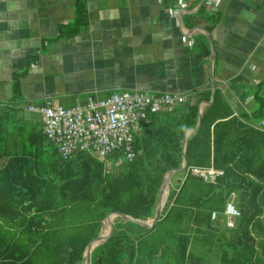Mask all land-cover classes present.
Instances as JSON below:
<instances>
[{
	"label": "trees",
	"instance_id": "1",
	"mask_svg": "<svg viewBox=\"0 0 264 264\" xmlns=\"http://www.w3.org/2000/svg\"><path fill=\"white\" fill-rule=\"evenodd\" d=\"M84 23L78 0L72 28L61 27L59 36ZM22 75H13L11 103L20 100ZM210 95L148 112L133 135V159L120 163L112 160L116 153L101 159L80 149L64 159L41 121L30 127L20 108L0 113V264H81L108 214L150 222L164 176L183 162L185 131L196 126L199 103ZM255 101L251 117L263 119L264 100ZM246 116L235 115L215 87L199 128L186 138L183 180L169 186L159 219L144 227L116 218L88 263L264 264V129ZM192 166L223 173L206 181L188 171ZM232 193L239 216L228 228L223 211Z\"/></svg>",
	"mask_w": 264,
	"mask_h": 264
},
{
	"label": "crops",
	"instance_id": "2",
	"mask_svg": "<svg viewBox=\"0 0 264 264\" xmlns=\"http://www.w3.org/2000/svg\"><path fill=\"white\" fill-rule=\"evenodd\" d=\"M77 1L0 0V113L20 108L33 127L41 119L28 106L48 99L67 108L143 91L194 102L216 87L235 115L255 121L250 111L264 92V0H81L85 23L59 36L72 28ZM19 73L21 97L11 103Z\"/></svg>",
	"mask_w": 264,
	"mask_h": 264
},
{
	"label": "built area",
	"instance_id": "3",
	"mask_svg": "<svg viewBox=\"0 0 264 264\" xmlns=\"http://www.w3.org/2000/svg\"><path fill=\"white\" fill-rule=\"evenodd\" d=\"M187 102V97L180 94L121 91L103 98H88L85 103L67 108L55 105L48 99L40 105L28 106V110L40 115L47 139L57 147L62 158L67 159L76 149H80L90 151L101 159L116 153L118 156L112 160L120 163L133 159V135L148 112ZM251 125L264 129V118L258 124L253 122ZM112 160L106 161L107 168L113 165ZM188 171L206 181L223 173L213 167L197 166L189 167ZM233 194L223 211L228 228L234 226L239 216ZM216 218L217 213L213 211L211 219Z\"/></svg>",
	"mask_w": 264,
	"mask_h": 264
},
{
	"label": "water",
	"instance_id": "4",
	"mask_svg": "<svg viewBox=\"0 0 264 264\" xmlns=\"http://www.w3.org/2000/svg\"><path fill=\"white\" fill-rule=\"evenodd\" d=\"M213 76H211V85H213ZM213 101V90L211 91V98L206 101V105H210ZM201 106V105H199ZM201 108H199V114H198V121H197V124L195 127L193 128H188L186 131H185V134H184V137H183V141H182V148H183V162L181 164L180 167L178 168H175V169H171L169 170L166 175L164 176V180L161 184V187H160V190H159V195H158V202H157V206H156V209H155V212H154V215H153V218L150 222H145L144 220H141V219H137V218H134L132 217L131 215H128L126 213H122V212H112L110 214H108L104 219H103V222H102V225L104 224V222L106 221L107 218H109L110 216H115V219L116 218H121V219H124L126 221H129V222H133V223H136L138 225H141V226H144V227H151L155 224V222L159 219L161 213H162V210H163V207H164V204L166 202V199H167V195H168V191H169V180H170V177L173 173L177 172V171H181L183 169H185L186 167V157H185V143H186V138L188 137L189 134H191L192 132L196 131L199 126H200V121H201ZM166 191V196H165V201L162 203V196L163 194L165 193ZM113 222L114 221H109L108 223V233L106 236H104L103 238L100 236V232L98 234V236L96 238H94L92 241H90L85 250H84V253H83V258H82V262L81 264H86L88 263V259H89V255L91 253V251L93 250V248L97 245H99L100 243L104 242L109 236L110 234L112 233V230H113ZM101 225V227H102ZM101 230V228H100ZM92 244H95L93 246V248L90 250V246Z\"/></svg>",
	"mask_w": 264,
	"mask_h": 264
},
{
	"label": "rangeland",
	"instance_id": "5",
	"mask_svg": "<svg viewBox=\"0 0 264 264\" xmlns=\"http://www.w3.org/2000/svg\"><path fill=\"white\" fill-rule=\"evenodd\" d=\"M258 96L259 97H261L263 100H264V92L261 90V91H258ZM256 107H258V101H255L254 102V107L253 108H256ZM261 121V119H256L254 122H256L257 124L259 123ZM179 177L181 176V174L182 173H176ZM176 175V176H177ZM176 176L175 175H173L171 178H170V180H169V186H171V187H174V182H175V179H176ZM177 184V183H176ZM114 220H115V217H114ZM113 220V221H114ZM145 222H147V221H145ZM148 223V222H147ZM87 264H89V263H87Z\"/></svg>",
	"mask_w": 264,
	"mask_h": 264
},
{
	"label": "bare ground",
	"instance_id": "6",
	"mask_svg": "<svg viewBox=\"0 0 264 264\" xmlns=\"http://www.w3.org/2000/svg\"><path fill=\"white\" fill-rule=\"evenodd\" d=\"M165 196H166V191L165 193L163 194L162 196V203L165 201ZM114 217L115 216H110L109 218L106 219V221L104 222V224L102 225L101 227V230H100V236L103 238L104 236H106V230H107V227H108V223L109 221H113L114 220ZM95 244H92L90 246V250L93 248ZM87 264V263H86Z\"/></svg>",
	"mask_w": 264,
	"mask_h": 264
}]
</instances>
